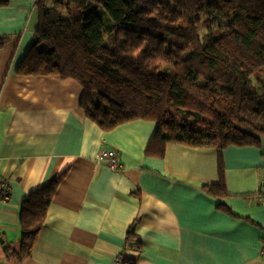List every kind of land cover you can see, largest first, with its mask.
<instances>
[{
	"label": "crops",
	"instance_id": "obj_1",
	"mask_svg": "<svg viewBox=\"0 0 264 264\" xmlns=\"http://www.w3.org/2000/svg\"><path fill=\"white\" fill-rule=\"evenodd\" d=\"M34 0L0 7V264H264L262 148L169 143L146 155L157 123L103 130L81 106L82 85L18 74L34 41ZM115 149L122 171L97 162ZM62 177L31 253L17 260L21 209ZM225 187L212 194L207 186ZM223 206V207H222Z\"/></svg>",
	"mask_w": 264,
	"mask_h": 264
},
{
	"label": "trees",
	"instance_id": "obj_2",
	"mask_svg": "<svg viewBox=\"0 0 264 264\" xmlns=\"http://www.w3.org/2000/svg\"><path fill=\"white\" fill-rule=\"evenodd\" d=\"M34 1L39 25L18 74L78 81L103 130L156 122L146 155L158 158L169 143L262 148L264 0ZM61 180L24 202L17 260L31 253ZM207 189L225 194L223 183Z\"/></svg>",
	"mask_w": 264,
	"mask_h": 264
},
{
	"label": "built area",
	"instance_id": "obj_3",
	"mask_svg": "<svg viewBox=\"0 0 264 264\" xmlns=\"http://www.w3.org/2000/svg\"><path fill=\"white\" fill-rule=\"evenodd\" d=\"M97 162L108 165L111 169L116 171H122L123 165L118 157V152L115 149L102 148L97 155ZM261 193L264 194V171L261 178ZM11 196V184L10 182L0 176V198L4 201L9 200ZM262 253H264V244L262 248ZM114 264H124L123 256H119Z\"/></svg>",
	"mask_w": 264,
	"mask_h": 264
},
{
	"label": "rangeland",
	"instance_id": "obj_4",
	"mask_svg": "<svg viewBox=\"0 0 264 264\" xmlns=\"http://www.w3.org/2000/svg\"><path fill=\"white\" fill-rule=\"evenodd\" d=\"M100 14L104 20L107 21L109 19L108 14L103 9L100 10Z\"/></svg>",
	"mask_w": 264,
	"mask_h": 264
}]
</instances>
